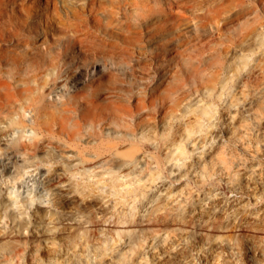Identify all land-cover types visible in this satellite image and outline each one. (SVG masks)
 I'll use <instances>...</instances> for the list:
<instances>
[{"label": "clouds", "instance_id": "1", "mask_svg": "<svg viewBox=\"0 0 264 264\" xmlns=\"http://www.w3.org/2000/svg\"><path fill=\"white\" fill-rule=\"evenodd\" d=\"M0 264H264V0H0Z\"/></svg>", "mask_w": 264, "mask_h": 264}]
</instances>
